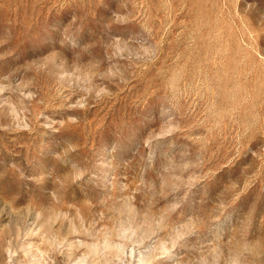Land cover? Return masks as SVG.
Segmentation results:
<instances>
[{
    "label": "rangeland",
    "instance_id": "374dc122",
    "mask_svg": "<svg viewBox=\"0 0 264 264\" xmlns=\"http://www.w3.org/2000/svg\"><path fill=\"white\" fill-rule=\"evenodd\" d=\"M0 264H264V0H0Z\"/></svg>",
    "mask_w": 264,
    "mask_h": 264
}]
</instances>
